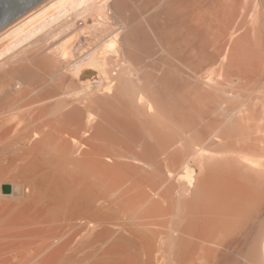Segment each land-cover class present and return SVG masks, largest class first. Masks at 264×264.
Returning a JSON list of instances; mask_svg holds the SVG:
<instances>
[{"label":"bare ground","instance_id":"bare-ground-1","mask_svg":"<svg viewBox=\"0 0 264 264\" xmlns=\"http://www.w3.org/2000/svg\"><path fill=\"white\" fill-rule=\"evenodd\" d=\"M8 3L0 264H264V0Z\"/></svg>","mask_w":264,"mask_h":264},{"label":"rangeland","instance_id":"rangeland-1","mask_svg":"<svg viewBox=\"0 0 264 264\" xmlns=\"http://www.w3.org/2000/svg\"><path fill=\"white\" fill-rule=\"evenodd\" d=\"M6 1L9 2V0H6ZM138 17H139V16H138V13H137V16L134 18L136 21L133 20L134 22H131V24H132V23H134V24L130 25V34H132L133 31H134V33H136V32L139 33V31H140L139 28H141V27H140V26H141V21H140V18H138ZM137 18H138V19H137ZM138 20H139V22H140V24H139L140 26H138V24H137V23H139ZM135 22H136V23H135ZM131 26H132V27H131ZM137 27H138V28H137ZM135 28H136L137 30H136ZM131 30H133V31L131 32ZM135 31H136V32H135ZM149 52H150V53H149ZM149 52L147 53L148 55L144 52V54H145L146 57H144V54H141V53H140V54H141L140 57H141L142 59L138 56V60H139V59H141V60L144 59L146 62H144V60H143V63H142L141 60H140L139 63H142V64H140V65H145V66L143 67V69H145V70L150 69V70H152L153 73L155 74V71L153 70L152 67L147 66V68H146V65H148V64L150 65L151 63H153L152 65H155V63H156V61H157V59H156L157 57L154 56V55H156V54H155L154 52H153V54H151V53H152L151 51H149ZM149 54L153 56L152 59H149V58H151V57L149 56ZM147 56H149V58H147ZM154 57H155V58H154ZM148 59H149V60H148ZM151 60H153V62H151ZM149 61H150V62H149ZM148 62H149V63H148ZM144 63H145V64H144ZM147 63H148V64H147ZM152 65H150V66H152ZM145 70H144V72H145ZM149 72H150V73H149ZM146 73H147V74H146ZM145 74L147 75V77H149V76L153 77V76H154V75L151 73V71H149V70H148V72L146 71ZM149 74H150V75H149ZM152 75H153V76H152ZM44 84H45V83H43V85H44ZM5 185H6V186H9V187L12 186V184L9 183V182H6ZM16 189H18V187H16Z\"/></svg>","mask_w":264,"mask_h":264},{"label":"water","instance_id":"water-1","mask_svg":"<svg viewBox=\"0 0 264 264\" xmlns=\"http://www.w3.org/2000/svg\"><path fill=\"white\" fill-rule=\"evenodd\" d=\"M12 1V2H11ZM15 1V0H14ZM14 1L13 0H9V3L7 4V6L9 7L10 6V4H12V3H14ZM6 6V7H7Z\"/></svg>","mask_w":264,"mask_h":264}]
</instances>
